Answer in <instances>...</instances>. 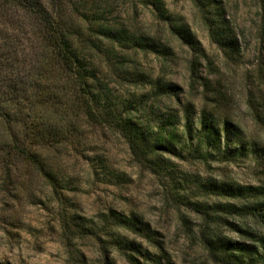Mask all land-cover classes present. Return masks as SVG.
<instances>
[{
	"label": "rangeland",
	"instance_id": "obj_1",
	"mask_svg": "<svg viewBox=\"0 0 264 264\" xmlns=\"http://www.w3.org/2000/svg\"><path fill=\"white\" fill-rule=\"evenodd\" d=\"M43 1L63 15L98 88L110 97L94 106L106 111L95 120L85 106L91 95L81 90L74 97L68 90L62 96L66 117L50 104L41 109L62 133L24 137L33 160L15 155L6 169L0 162V264H133L130 256L142 264H229L212 241H243L246 230L264 234V223L216 206H243L255 198H225L204 186L226 182L264 190V0H223L238 39L235 51L212 40L193 0L163 1L169 15L189 24L201 51L176 37L152 4L82 0L88 1L84 13L100 2L110 10L98 20L78 13L72 7L78 0H61L60 9ZM18 3L24 2L0 0V23L13 34L35 28ZM102 23L162 41L171 55L112 40L101 33ZM157 80L177 85L179 95L156 93ZM110 100L113 112L130 107L134 120L149 121L157 131L168 117L175 120L167 128L177 153L160 152L167 169L157 172L140 161L102 107ZM188 107L195 124L206 111L219 126L226 120L239 126L230 147L238 151L225 156L191 137L196 131L187 127ZM8 124L0 116L1 141H10L16 129ZM121 217L148 227L149 236Z\"/></svg>",
	"mask_w": 264,
	"mask_h": 264
},
{
	"label": "trees",
	"instance_id": "obj_2",
	"mask_svg": "<svg viewBox=\"0 0 264 264\" xmlns=\"http://www.w3.org/2000/svg\"><path fill=\"white\" fill-rule=\"evenodd\" d=\"M145 5L152 4L158 16L168 22L171 32L184 44L196 51H201V42L193 32L189 24L180 22L168 14L163 0H136ZM196 6L202 11L205 22L208 26L212 40L224 50L235 51L238 49V39L232 21L228 17L223 0H193ZM25 6L27 17L33 21L34 29L22 30L17 34L7 29L6 23H0V116L4 117L9 125L16 128L10 132L11 139L2 140L0 137V162L3 169L13 164L14 156L19 155L32 159L35 154L25 145L24 137H56L62 133L61 128L46 118L41 109L50 104L55 113L66 117L68 113L65 104L62 102L63 94L68 90L81 94V90L87 94L88 101H85L86 111L93 119H99L101 114H106L99 108L103 98L108 99L110 94L98 88L97 76L91 72L89 64L82 57L81 51L74 45V36L67 28L63 15L60 12L53 13L48 2L43 0L29 1L17 0ZM63 8L61 0H52L49 4ZM88 1L78 0L72 4L84 18L87 13L94 14L98 20L104 17L110 10L96 3L94 11L88 9ZM60 9V7L58 8ZM82 11L83 14L80 12ZM27 18V19H28ZM30 25V22L27 24ZM101 33L126 45L132 43L134 46L157 52L163 56L171 55L170 47L157 41L154 38L136 36L126 29H111L107 25L101 26ZM35 41V42H34ZM31 42L32 45L27 43ZM25 43V44H24ZM20 44V45H19ZM52 80V84L47 81ZM139 80L136 79L135 81ZM61 81V83H59ZM157 92L159 95H179V87L172 83L157 80ZM74 100V99H73ZM69 104L74 109L76 99ZM113 102L110 100L105 104L107 116L117 125L121 134L130 144L132 150L139 157L140 161L149 169L160 172L167 169L168 163L161 156L160 152L177 153L174 146L175 134L168 126L175 125V120L168 117L163 121L160 130L140 123L132 117L130 107H124L123 112H113ZM129 106V104H126ZM133 106V105H131ZM111 108V109H108ZM187 127L192 134L196 131L200 144L215 146L223 155L232 156L238 149H233L231 143L234 137H239L241 128L226 120L223 126L215 121L213 116L203 112L199 124H195L194 112L191 107L187 109ZM12 130V129H11ZM61 131L58 132V131ZM239 144V143H238ZM243 147V146H242ZM241 147V148H242ZM230 149V151H229ZM2 153H5L4 156ZM163 161V162H162ZM207 190L219 196L230 199L255 198L251 204L238 206L233 202L217 204L222 211L229 214L243 213L254 215L262 219L264 223V190L254 187L233 186L229 183L210 182L204 186ZM122 223L149 236L148 227L140 223H132L127 218H122ZM247 239L243 241L215 240L217 250L221 252L229 264H264V234L246 230ZM143 254L141 250H136ZM145 255V254H143ZM133 264H142L135 256H130Z\"/></svg>",
	"mask_w": 264,
	"mask_h": 264
}]
</instances>
